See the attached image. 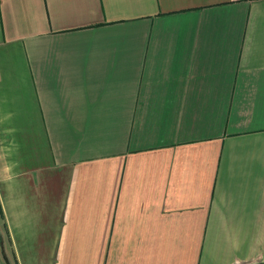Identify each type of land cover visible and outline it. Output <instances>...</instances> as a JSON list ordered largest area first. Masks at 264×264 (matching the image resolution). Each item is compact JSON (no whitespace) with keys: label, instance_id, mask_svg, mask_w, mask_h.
Returning <instances> with one entry per match:
<instances>
[{"label":"crops","instance_id":"crops-1","mask_svg":"<svg viewBox=\"0 0 264 264\" xmlns=\"http://www.w3.org/2000/svg\"><path fill=\"white\" fill-rule=\"evenodd\" d=\"M0 264H264V0H0Z\"/></svg>","mask_w":264,"mask_h":264}]
</instances>
